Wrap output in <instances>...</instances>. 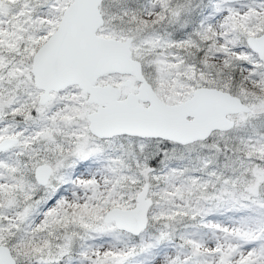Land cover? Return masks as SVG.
Here are the masks:
<instances>
[{
    "label": "snow or ice",
    "instance_id": "snow-or-ice-1",
    "mask_svg": "<svg viewBox=\"0 0 264 264\" xmlns=\"http://www.w3.org/2000/svg\"><path fill=\"white\" fill-rule=\"evenodd\" d=\"M0 264H264V0H0Z\"/></svg>",
    "mask_w": 264,
    "mask_h": 264
}]
</instances>
